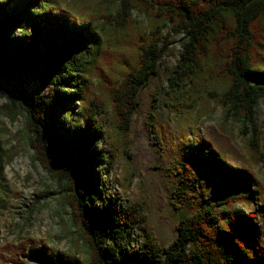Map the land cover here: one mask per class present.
I'll use <instances>...</instances> for the list:
<instances>
[{
  "label": "trees",
  "instance_id": "16d2710c",
  "mask_svg": "<svg viewBox=\"0 0 264 264\" xmlns=\"http://www.w3.org/2000/svg\"><path fill=\"white\" fill-rule=\"evenodd\" d=\"M134 14L147 24L137 23ZM174 36L181 37V51L167 72L166 106L182 123L190 117L198 121L199 84L211 83L209 100L223 120L239 125L251 156L263 161L264 122L262 128L257 125L256 108L264 106V0H0L5 116L14 121L25 114L17 140L61 188V207L86 250L79 259L22 244L24 251L36 249V260L264 264V201L256 202L262 188L252 172L231 165L207 138L198 140L200 148L189 153V160L174 165V207L197 206L200 177L194 157L220 177L216 194L238 188L242 197L201 203L179 220L168 245L155 234L144 203L121 204L107 194L106 176L122 156L129 157L126 139L130 142L140 92L159 75ZM148 125L156 144L163 145L156 127ZM14 151L0 137V194L3 169ZM238 201L254 209L222 226L215 209ZM244 227L253 230L252 247L239 236Z\"/></svg>",
  "mask_w": 264,
  "mask_h": 264
},
{
  "label": "rangeland",
  "instance_id": "374dc122",
  "mask_svg": "<svg viewBox=\"0 0 264 264\" xmlns=\"http://www.w3.org/2000/svg\"><path fill=\"white\" fill-rule=\"evenodd\" d=\"M100 1L88 0L90 4H98ZM134 19L142 26L147 24L141 15L134 14ZM180 43L181 37L174 36L160 64L159 75L141 90L140 105L134 115L129 136L130 142L126 139L129 157L122 156L105 178L108 182L107 194L111 195L113 201L121 204L131 201L144 203L148 221L163 245H168L174 239L175 226L179 220L192 215L201 203L211 198L226 200L229 197H242V191L238 188L226 194H216L220 177L211 174L208 166L202 164L201 158L194 157L191 161L197 166L200 177L196 192L197 206L181 209L174 207V165L189 160V153L200 148V138L209 139L229 159L231 165L252 172L262 188L261 194L256 196V202L264 201V160L259 162L251 156L248 138L241 135L237 123L223 120L220 110L208 98L210 86L207 87V82L205 84L202 81L198 85V121L190 117L185 125L177 113L166 106L167 72L179 58ZM5 104L6 101L0 99L1 143L6 148H14L15 155L2 173L0 264H46L36 260V249L22 250L25 242H30L32 248L46 249L55 255L84 258L85 246L73 234L70 216L60 204L61 188L39 165L32 162V150L17 140L24 129L25 114L21 111L11 121L5 116ZM150 113L155 114L156 118L151 120ZM256 121L262 128L264 106L261 104L256 108ZM148 123L156 127L163 145L156 144V134ZM181 132L184 133V138ZM253 209L254 204L238 201L217 207L214 212L220 224L227 226L231 219L238 218L239 212H250ZM252 234L251 227H244L239 233L248 247L253 246V239L249 236Z\"/></svg>",
  "mask_w": 264,
  "mask_h": 264
}]
</instances>
